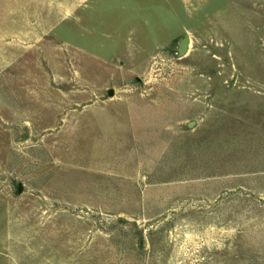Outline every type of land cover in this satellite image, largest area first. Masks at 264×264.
<instances>
[{
  "label": "rangeland",
  "instance_id": "1",
  "mask_svg": "<svg viewBox=\"0 0 264 264\" xmlns=\"http://www.w3.org/2000/svg\"><path fill=\"white\" fill-rule=\"evenodd\" d=\"M0 264H264V0H0Z\"/></svg>",
  "mask_w": 264,
  "mask_h": 264
},
{
  "label": "water",
  "instance_id": "2",
  "mask_svg": "<svg viewBox=\"0 0 264 264\" xmlns=\"http://www.w3.org/2000/svg\"><path fill=\"white\" fill-rule=\"evenodd\" d=\"M191 44V37L188 33L184 35V37L180 40L179 47L177 49L178 54L180 57H183L189 51Z\"/></svg>",
  "mask_w": 264,
  "mask_h": 264
},
{
  "label": "bare ground",
  "instance_id": "3",
  "mask_svg": "<svg viewBox=\"0 0 264 264\" xmlns=\"http://www.w3.org/2000/svg\"><path fill=\"white\" fill-rule=\"evenodd\" d=\"M191 45V44H190Z\"/></svg>",
  "mask_w": 264,
  "mask_h": 264
}]
</instances>
